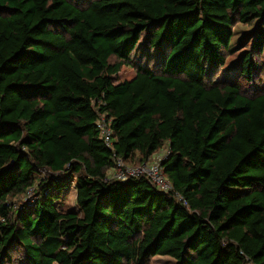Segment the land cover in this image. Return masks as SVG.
<instances>
[{
    "label": "trees",
    "instance_id": "obj_1",
    "mask_svg": "<svg viewBox=\"0 0 264 264\" xmlns=\"http://www.w3.org/2000/svg\"><path fill=\"white\" fill-rule=\"evenodd\" d=\"M253 21L252 49L214 78ZM142 34L153 67L131 57ZM263 45L264 0H0V264L17 248L18 264H264V92L235 80ZM164 142L170 193L106 179Z\"/></svg>",
    "mask_w": 264,
    "mask_h": 264
},
{
    "label": "rangeland",
    "instance_id": "obj_2",
    "mask_svg": "<svg viewBox=\"0 0 264 264\" xmlns=\"http://www.w3.org/2000/svg\"><path fill=\"white\" fill-rule=\"evenodd\" d=\"M257 28L256 21L249 23L236 22L231 27L232 37L229 42V46L227 51L225 52V62L224 65L219 67L217 71L214 73L213 77L218 79L221 75L225 73L231 72V65L235 63L240 57V55L244 51H248L252 49V42L254 40V32ZM141 42V43H140ZM140 44L138 48L131 53V57L134 59H138L142 62V64H148L153 67L154 57L152 53L155 52L149 44L144 43V35L142 34L140 37ZM144 50H146L144 52ZM253 59L259 64L255 74L250 79L238 78L235 77V80L241 85L242 91L246 95H256L259 92H264V45L262 51L253 55ZM157 69H158V65ZM156 66L154 68H156ZM156 69V70H157ZM168 151V144L164 142L163 145L156 151L157 156L163 158ZM133 160L137 162L139 160L138 153L133 155ZM40 175H37V178ZM34 193V187L29 189L25 194L20 196L9 198L8 204L11 205L14 209H20L24 205L31 204L33 200H31ZM62 205L64 209H76L75 203V191L70 190L69 193L65 195L64 200L62 201ZM23 250L17 248L16 251L12 255L11 264H18L20 259L22 258ZM146 264H179L175 259L167 255H155L151 256Z\"/></svg>",
    "mask_w": 264,
    "mask_h": 264
},
{
    "label": "built area",
    "instance_id": "obj_3",
    "mask_svg": "<svg viewBox=\"0 0 264 264\" xmlns=\"http://www.w3.org/2000/svg\"><path fill=\"white\" fill-rule=\"evenodd\" d=\"M95 123L99 138L111 149L114 140L111 118L108 119L106 115L99 114ZM161 159L156 153L151 155L146 161L139 163L116 158L114 164L107 171L106 179L123 182L132 178L143 177L156 190L170 193L173 190V186L163 171Z\"/></svg>",
    "mask_w": 264,
    "mask_h": 264
},
{
    "label": "water",
    "instance_id": "obj_4",
    "mask_svg": "<svg viewBox=\"0 0 264 264\" xmlns=\"http://www.w3.org/2000/svg\"><path fill=\"white\" fill-rule=\"evenodd\" d=\"M179 263V262H178ZM180 264V263H179Z\"/></svg>",
    "mask_w": 264,
    "mask_h": 264
},
{
    "label": "crops",
    "instance_id": "obj_5",
    "mask_svg": "<svg viewBox=\"0 0 264 264\" xmlns=\"http://www.w3.org/2000/svg\"><path fill=\"white\" fill-rule=\"evenodd\" d=\"M72 190V189H71Z\"/></svg>",
    "mask_w": 264,
    "mask_h": 264
}]
</instances>
